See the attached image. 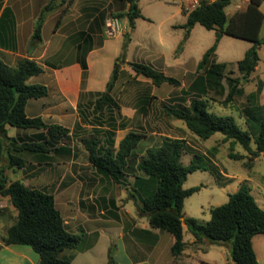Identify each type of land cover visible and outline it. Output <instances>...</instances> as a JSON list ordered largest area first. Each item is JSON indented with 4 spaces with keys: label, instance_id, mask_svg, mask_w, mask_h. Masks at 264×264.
<instances>
[{
    "label": "trees",
    "instance_id": "obj_1",
    "mask_svg": "<svg viewBox=\"0 0 264 264\" xmlns=\"http://www.w3.org/2000/svg\"><path fill=\"white\" fill-rule=\"evenodd\" d=\"M129 5L128 11L120 17L127 18L130 31L124 35V43L120 56L116 59L106 90L98 92L93 110L98 113L106 108L121 111L120 104L112 91L119 78V61L128 65L138 76L149 79L156 87L164 83L179 87L181 81L167 76L164 72L142 62H127V48L131 42V31L136 27V19L145 18L139 7V0H124ZM67 2L71 6L73 0H49L42 9L32 36V43L42 41V27L49 13ZM233 0H198L194 9L187 12V22L182 26L186 30L184 39L179 44V54L189 38L191 30L199 24L207 30L215 31L214 44L203 54L197 69L196 77L190 86L183 91L192 96L189 105L163 104V110L172 118L185 123L188 130L200 139L207 140L216 133L231 140V147L240 145L253 157L264 154V111L256 103L264 87L259 81L257 90L248 99L250 106L246 109V129L239 126L232 115H222L210 111L209 93L223 89L227 82L229 92L225 102L243 95L240 88L248 82L260 62V49L264 44V12L261 7L264 0H248L245 7L233 13L227 8ZM66 13V10H63ZM224 36L245 40L251 43L244 57L237 62L241 77L227 75L228 64L217 61V50ZM83 83L87 77V62L82 59ZM43 67L36 61L23 58L15 66L6 64L0 59V163L5 159L10 169H22L27 166L24 152L44 155L50 152H69L66 147H59V142L70 133V129L46 123L41 117H29L26 107L30 99L48 96L49 89L45 85L30 84L29 80L43 72ZM79 108H81L79 106ZM81 114V112H80ZM17 129L39 130L37 138L30 141H19L8 135L7 126ZM111 137L108 146L99 138L82 139L88 153L90 164L106 178L121 184L128 160L138 147L142 136L129 132L120 140L115 148V140ZM253 144L255 148L252 147ZM187 145L182 139L164 138L161 145L147 149L137 164V170L144 176L135 177L136 205L140 216L149 220L152 228L160 229L174 236L172 253L175 257L183 254L189 244L184 237V224L195 238L194 244L211 243L227 245L233 264H260L254 249L253 239L264 235V208L254 195L248 182L240 184L237 191L229 194L228 201L210 209V219L203 222L185 216L186 198L200 191L204 186L184 188L189 174L198 170L208 171L209 167L202 155L194 154L188 165L183 164L182 155ZM233 158H240L232 154ZM8 198L16 209L17 215L13 224L7 229L0 244L26 245L39 255V264H72L73 256L67 252L85 250L98 239V233L88 234L82 227L77 233L68 230L62 212L56 204L53 193L44 189L27 186L21 180H10L6 168L0 166V199ZM184 218V220H182ZM110 262H113L112 257Z\"/></svg>",
    "mask_w": 264,
    "mask_h": 264
},
{
    "label": "rangeland",
    "instance_id": "obj_2",
    "mask_svg": "<svg viewBox=\"0 0 264 264\" xmlns=\"http://www.w3.org/2000/svg\"><path fill=\"white\" fill-rule=\"evenodd\" d=\"M161 1L141 0V9L154 17L153 20H156V23L150 25L148 22H139L136 31H131L134 48L131 50L129 58L132 62L147 60L148 51H152L155 45L154 40H150V37L152 36L151 39H153L157 32H167L166 25H162L160 21L165 15L167 16L169 10ZM60 2L61 0L59 2L57 0V3L60 4ZM245 2L247 0H233V3L227 8V13L230 14L244 8ZM123 3H125L124 0H118L117 9L110 10V13L106 12L103 4H95L91 7L80 6L78 8L80 14L74 13L76 17L80 16V23L85 22L80 25V28L85 29L89 26L92 33L98 34V38L102 37L103 33L106 35L107 20L118 17L122 23V32L119 35L124 36L130 31V27L128 20L124 22L125 20L120 17L122 13H125ZM60 7H58L60 11H67L70 5L67 6L66 2ZM262 10L264 11V4ZM52 29H47L46 34L48 35ZM215 39V31L207 30L199 24L196 26L191 47L187 53L188 59H192L189 67H194V64H197L200 49L205 51L214 44ZM170 42L168 39V43L163 46L164 51L168 50ZM250 47L251 43L248 41L229 36L223 37L217 53V61L228 64L227 75L241 77L237 62L244 57L246 50ZM261 57V67H257L250 80L243 82L240 86L243 95L235 96L234 100L225 102L229 92L227 82H224L225 87L223 89L210 91L208 96L210 111L222 115H232L241 128H247L245 111L250 106L248 97L257 90L259 81H264V46ZM105 60L106 58L101 59V64H98L99 69L104 67ZM127 66L119 61V80L112 94L119 104L125 102L128 105H136L139 109L137 113H134L132 117H126L116 108H106L104 111L96 113L93 110L96 98L94 95L91 96L80 104L79 112L81 114L79 113L78 119L69 117L68 120L63 121V126L70 129V133L61 139L59 147H63V149L66 147L69 152L56 153L52 151L44 154L41 156V164H38L37 155L24 152L25 154L23 153L22 156L27 160V166L23 170L17 168L8 170V178L10 180L21 178L30 187L53 193L68 230L77 233L83 225L82 220L76 218L74 212L78 209L90 217H98L101 211H104L102 214H105L108 211L113 212L114 207H117L116 212L120 210L124 217L130 213L139 218L137 199L133 198V195L136 194L134 191L135 177H143V174L137 170L139 160L146 154L147 149L161 145L164 138L182 139L187 145V150L183 152L181 159L183 164L188 165L194 154H199L205 158L209 167L208 171L198 170L189 174L184 183L185 189L204 186L200 191L186 198L185 216L203 222L208 221L211 217L210 209L226 203L229 194L235 192L243 182H248L252 194L260 206L264 208V154L253 157L238 144L231 147V140H225L221 133H216L207 140L200 139L187 129L183 121L169 117L163 110V104H190L192 96L184 95L183 91L188 88L189 82L196 77V73H189L179 87L167 83L155 87L149 79L136 75ZM256 100L260 112L263 114L264 87ZM129 132L138 133L142 139L128 160L129 166L124 171L122 183L117 184L106 178L90 164L82 139L99 138L104 146H108L112 133L115 140L114 147L117 148L120 140ZM252 147L255 148V145L253 144ZM232 154L238 155L240 158H233ZM3 162L4 164L7 163L5 159ZM51 175L53 176L52 179ZM6 211V214L2 216L3 219H0L1 242L8 225L13 224L17 215L14 207L12 210L7 208ZM86 225L89 228V225ZM185 232L186 240L193 239L186 226ZM166 233V235L169 234ZM118 234L119 228L107 229L102 232L93 250L87 253L73 250L70 254L76 255V258L72 264H126L127 258L120 255L122 251L120 250ZM254 246L255 249L264 254V235L255 237ZM111 257L113 262H110ZM197 259L208 261L211 264L232 263L230 249L227 245L212 244L206 253L198 252L196 254ZM262 264H264V260Z\"/></svg>",
    "mask_w": 264,
    "mask_h": 264
},
{
    "label": "crops",
    "instance_id": "obj_3",
    "mask_svg": "<svg viewBox=\"0 0 264 264\" xmlns=\"http://www.w3.org/2000/svg\"><path fill=\"white\" fill-rule=\"evenodd\" d=\"M48 2L49 0H0V59L10 66H15L20 59L29 58L43 67L44 71L40 75L32 77L29 83L47 86L49 94L44 98L30 99L26 107V113L29 117H41L46 123L63 126V121L68 120L69 117L71 119H78L81 103L93 95L96 98L98 92L106 90L115 61L122 52L124 36L117 35L115 38L109 37L107 34L106 36L103 33L102 37L98 38V34L92 33L89 26L85 29L80 28V25L85 22L82 21L80 23V16L76 17L74 13L80 14L78 11L80 6L91 7L95 4H103L106 12L110 13V10L117 9L118 0H74L65 14H63V11H60L61 7L48 14V18L42 27V41L34 44L32 43V36L36 22L42 9ZM161 2L169 10L167 16L165 15L160 21L162 25H166L167 32H157L153 39H151L152 36L150 37V40H154L155 45L152 51H148L147 60L142 61V63H147L157 70L164 72L167 76L175 77L183 83L184 78L189 73L195 74L203 54L208 49L203 51L201 48L197 64H194V67H189L192 59H188L187 53L190 50L193 32L197 24L191 30L182 51L176 54L177 48L184 39L186 32L182 28L187 22V15L184 14L183 10L187 12L191 11L198 4V0H162ZM123 4V11L126 13L129 5ZM138 4L141 9V0H139ZM141 12L145 18L136 19L134 32L139 22H148L150 25L156 23V20H153L154 17L145 13L143 9H141ZM123 19L125 20L124 22H127L126 17ZM102 21L100 20L101 25ZM51 28H53L52 31L47 35V29L51 30ZM168 39L171 42L168 50L164 51L163 46L168 43ZM222 39L219 42L217 53ZM263 46L259 52L260 61L262 59ZM133 48V39L131 37L126 54L127 62H132L130 61L129 54ZM102 58H106V60L104 67L99 69L98 64H101ZM82 59L86 60L88 66L85 84L83 83ZM260 67L259 62L258 68ZM193 80L189 82L187 87L190 86ZM120 104L121 112L126 117H132L139 110L136 105H128L125 102H120ZM7 131L10 137H16L22 142L37 138L40 132L36 129H17L9 125L7 126ZM35 155L39 159L38 164H41L42 155ZM0 166L6 168V174L10 170L7 163L4 164L3 161L0 163ZM23 169L25 168L20 170ZM52 178L53 176L51 175ZM17 180H21L26 184V181L21 178ZM26 185L29 186L28 184ZM7 208L12 210L13 206L8 198H2L0 200L1 220L3 219L2 216L7 212ZM116 208L114 207L113 212L108 211L105 214H102L104 211H101L98 217H90L79 209L74 211L76 218H80L83 225H85H81V227L88 234H99L98 239L89 248L82 251H74L87 253L93 250L102 232L107 229L119 228V245L122 251L120 255L127 258L126 264H211L208 261L196 260V254L198 252L206 253L212 244L206 242L196 245L194 244V237L193 239L186 240L185 224L183 227L184 237L189 246L182 255L175 257L172 253V246L175 242L173 235L170 233L166 235L165 231L152 228L148 218L145 216L137 218L127 213L128 215L124 217L120 210L116 212ZM86 224L89 225V228ZM11 225L9 224L7 229ZM91 226L93 228H90ZM0 244H2L1 241ZM70 252L72 251L67 252V254L73 256L74 260L76 255L70 254ZM255 252L258 261L262 264L264 254L258 249H255ZM0 264H39V255L26 245H2L0 249Z\"/></svg>",
    "mask_w": 264,
    "mask_h": 264
},
{
    "label": "built area",
    "instance_id": "obj_4",
    "mask_svg": "<svg viewBox=\"0 0 264 264\" xmlns=\"http://www.w3.org/2000/svg\"><path fill=\"white\" fill-rule=\"evenodd\" d=\"M248 1V0H247ZM106 34L109 37H115L122 32V23L118 17H112L106 22Z\"/></svg>",
    "mask_w": 264,
    "mask_h": 264
},
{
    "label": "water",
    "instance_id": "obj_5",
    "mask_svg": "<svg viewBox=\"0 0 264 264\" xmlns=\"http://www.w3.org/2000/svg\"><path fill=\"white\" fill-rule=\"evenodd\" d=\"M182 220H184V218H182Z\"/></svg>",
    "mask_w": 264,
    "mask_h": 264
}]
</instances>
